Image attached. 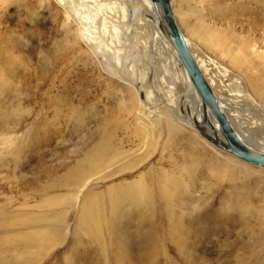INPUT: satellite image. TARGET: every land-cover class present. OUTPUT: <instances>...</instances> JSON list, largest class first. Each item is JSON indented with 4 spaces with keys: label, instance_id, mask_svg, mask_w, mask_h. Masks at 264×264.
I'll list each match as a JSON object with an SVG mask.
<instances>
[{
    "label": "rangeland",
    "instance_id": "rangeland-1",
    "mask_svg": "<svg viewBox=\"0 0 264 264\" xmlns=\"http://www.w3.org/2000/svg\"><path fill=\"white\" fill-rule=\"evenodd\" d=\"M86 3L0 0L1 264H264V168L191 127L184 86L177 106L156 93L152 50L168 52L143 11L124 32ZM172 4L194 52L215 62L207 76L236 130L264 149V0ZM79 12L102 49L77 31ZM139 180L154 203L126 202L131 215L102 225L87 200ZM48 236L65 241L35 248Z\"/></svg>",
    "mask_w": 264,
    "mask_h": 264
},
{
    "label": "bare ground",
    "instance_id": "bare-ground-1",
    "mask_svg": "<svg viewBox=\"0 0 264 264\" xmlns=\"http://www.w3.org/2000/svg\"><path fill=\"white\" fill-rule=\"evenodd\" d=\"M85 1L88 2V3H86V6L89 5L92 9H98V8L105 6L108 9V11L112 14V17L116 16L117 18L122 20L123 26H124L123 28H125V29H123V31L128 30V32L129 31L133 32L134 24H131V23L135 22V21L131 22L132 16L130 14V11H132L133 15L136 14L139 16L141 14L140 11H143V14H141L142 18L141 17L139 18V16L137 17V18H139L137 20L138 23L139 24L145 23V24H147V26H149L148 28L150 29V31H148V32H151V34H152V36L150 35L153 39V40L151 39L152 41L158 42L159 39H157V38L163 39V40H161L162 41L161 43H163V42H165V43L163 45L162 44L161 45L163 48H166V51L168 52L167 55L163 56L162 53L165 52L164 50H162V49L159 50L158 48L155 50L156 52L154 50H152L155 53V55L159 54L158 56H154V53H153V56H154L153 58L155 61H154V65L152 66L151 70L149 69L150 72L152 71V75L155 77L153 82L155 84L156 93L157 94H164L167 97V99L169 100V102H170L169 104L174 103L176 105V103H177V105H178V100H180V98H179L180 96L177 94V91H178L177 89H179L180 85L184 86L186 88V92L185 93L183 92L184 94H183V96H181V99H182V103L187 105V110H189V112H190V114H186L187 112L185 113L186 114L185 118L188 120L187 122H189V124L191 125L192 128H194L197 131L199 130L201 133H203V135L206 136L210 140L211 144H215L218 147L220 144H224L225 138H224L222 128H221L219 122L217 121V119L215 118V116L213 115V113L210 111V109L208 107L206 109V113L204 112V103H203L198 91L196 90L189 74L187 73L185 67L183 66V64H182V62H181V60L177 54L176 49L174 48V46H173V44L169 38L168 28L166 27V21H165L164 13H163L162 9L159 8L157 5H155L152 0H122V1L115 0L113 2L112 1H109V2L106 1V3H104L103 0H85ZM170 2H171V7H172L174 18H175V20H177L176 16H175L174 8L172 6L173 5L172 0H170ZM74 3H75V1H74ZM74 5H76V4H74ZM80 6H82V5H80ZM94 12H95V10H94ZM81 13L79 12L77 14V21H78V30L77 31L82 35V37L86 38L87 41H90L93 43L95 42L98 46V49L99 48L102 49L101 48V46H102L101 45L102 44L101 39L99 37H97L95 35V31H93L88 26V24H89L87 22L88 15L87 16H85L84 14L81 15ZM96 14H94V15H96ZM94 15H93V17H94ZM107 19L108 18L105 19V23L103 22L104 24H107L106 23ZM134 19L135 18L133 16V20ZM108 21H110V20H108ZM137 21H136V23H137ZM113 22L115 23V19H114V21H112V23ZM114 23H113V25L111 24L113 26L112 29L117 32L118 31V26H117L118 24H116V23L114 24ZM177 24H178V22H177ZM137 28L139 29V26ZM206 29H209V28H206ZM139 30H141V28ZM135 33H139V31L134 32V34ZM143 34L145 35V32L141 31L140 36H144ZM146 34H147V32H146ZM183 35H184V33H183ZM184 37H185V35H184ZM185 39H186V37H185ZM186 41L188 42L190 49H191L196 61L198 62L200 68L202 69L204 75L206 76L207 80H209L208 82H210L211 87L213 88L214 92L216 93L221 107L226 112L230 122L232 123L233 127L235 128L236 126L234 125V122L230 117L231 114L227 112L230 109L233 110V107L231 108V104H229V103L227 104L226 102H224V100H222V98L219 96V94L217 93V91L214 88V80L210 79V77L208 78V76H207V72H206L207 68H205V66H207L208 64H215V62L211 59L207 60V59L201 58L198 54H196V52H194V50L192 49L191 44L188 41V39H186ZM143 44H145V43H143ZM145 48H146V46H145ZM145 52H147L145 54H148V50ZM195 92L197 95H195ZM235 130H236V128H235ZM236 132L239 135V137L243 141H245L250 147H252L253 149L264 154V149L259 150L260 148L259 149L254 148L250 144V142L247 139H245V137L239 131L236 130ZM221 151H222V149H221ZM126 161H125V163L123 162L124 165L126 167L130 166V164L132 162H128V161L126 162ZM124 165H123V167H124ZM252 165H254V164H252ZM91 166H93V165H91ZM255 166H257V165H255ZM126 167H124V168H126ZM257 167H261V166H257ZM261 168H263V167H261ZM118 189L113 191V192L111 191L112 196L110 198H106V199L101 198L98 194L97 195L95 194V195H92L90 197V199L87 200V205L90 204L89 206H91L92 208L93 207H95L96 209L103 208V211H104L103 217L101 219H99V221L102 225L107 226L108 225L107 223H109L108 226L109 227L112 226L114 228V224H115L116 220L117 221L119 219L122 220L123 218H126L127 215H131V213L130 214L124 213L122 210V205H124L126 202L131 203L132 205L136 206V208H139V209H144L147 205L154 203L153 202L154 201L153 193L151 192V190L148 189L147 185L142 180L134 181V182H130V183H125L121 186L120 190H118ZM105 196L106 195H104V197ZM109 204L111 206L108 208L106 205H109ZM82 216L83 217L80 219L79 222H83V223L87 222L88 214L84 213ZM102 225H99L96 228H94V232L100 238V240L102 238L101 237ZM49 236H48V238H40L38 243H37V246L35 245L36 246L35 248H39L40 247L39 245H41L43 243H52L53 246L51 248L53 250L54 248H56L58 245L62 244L65 241V240H63L61 242H57L56 236H53V237H49ZM47 239L49 242L47 241ZM125 242L126 241L123 240L121 243L124 245ZM125 246H126V244H125ZM118 249H119V247H118ZM46 253H48V252H46ZM41 262L36 261L35 264H40ZM0 264H1V261H0ZM120 264H125V262L121 261Z\"/></svg>",
    "mask_w": 264,
    "mask_h": 264
},
{
    "label": "water",
    "instance_id": "water-1",
    "mask_svg": "<svg viewBox=\"0 0 264 264\" xmlns=\"http://www.w3.org/2000/svg\"><path fill=\"white\" fill-rule=\"evenodd\" d=\"M152 1L164 13L169 38L204 103V112L206 113L208 107L222 128L225 143L219 145L220 149L236 158L264 168V154L250 147L239 137L228 115L221 107L216 93L196 61L174 18L170 0Z\"/></svg>",
    "mask_w": 264,
    "mask_h": 264
}]
</instances>
